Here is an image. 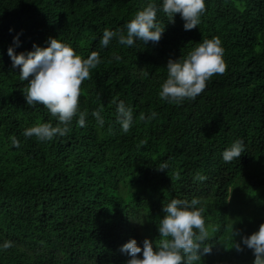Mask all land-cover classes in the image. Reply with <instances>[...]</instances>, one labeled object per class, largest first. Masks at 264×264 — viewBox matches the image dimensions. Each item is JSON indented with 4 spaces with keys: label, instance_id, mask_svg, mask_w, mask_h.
<instances>
[{
    "label": "trees",
    "instance_id": "obj_1",
    "mask_svg": "<svg viewBox=\"0 0 264 264\" xmlns=\"http://www.w3.org/2000/svg\"><path fill=\"white\" fill-rule=\"evenodd\" d=\"M148 2L0 0V264H127L121 246L135 239L142 248L147 238L155 247L163 204L173 198H197L204 210L212 251L197 264H253L252 250L237 251L234 241L264 224V0H205L190 31L179 14L173 24L158 12L159 42L100 46L105 28L124 30ZM213 37L224 49V73L194 100L162 101L169 58ZM49 38L83 58L96 51L101 63L80 86L85 126L73 117L67 135L41 142L23 130L55 118L26 104L27 81L7 49L27 53ZM120 100L132 108L127 133L116 123ZM99 108L103 126L91 115ZM152 112L154 119L140 118ZM235 139L244 153L225 163L221 153Z\"/></svg>",
    "mask_w": 264,
    "mask_h": 264
},
{
    "label": "clouds",
    "instance_id": "obj_2",
    "mask_svg": "<svg viewBox=\"0 0 264 264\" xmlns=\"http://www.w3.org/2000/svg\"><path fill=\"white\" fill-rule=\"evenodd\" d=\"M163 12L169 23H175L176 14L184 21V30L197 28L206 12L205 0H149L147 5L138 10L124 25V30L105 28L99 40L101 47H108L115 39L118 44L131 47L137 41L144 45L159 42L165 30L157 21V13ZM126 30V31H125ZM12 31V29H9ZM19 33L13 37L14 45H19ZM13 69H19V79L27 81L23 89L24 99L30 107L42 105L47 109L56 123L42 122L23 130L24 137H35L38 141H53L56 137H64L70 131L73 117L83 127L86 123L87 110L80 111L79 98L81 84L90 78L91 71L100 63L99 53L93 51L87 58L77 54L68 44L56 38H49L47 47L33 45V50L17 53L13 46L7 49ZM224 49L218 37L204 39L185 56L178 59L169 58L166 70L167 77L160 85L158 95L162 101L181 103L185 99L194 100L206 88V82L214 74H223L226 64L223 59ZM116 61L120 56L113 57ZM116 103V123L122 132L127 133L133 124L132 108L123 100ZM102 108L93 110L91 115L103 126ZM141 115V119L151 120L156 117ZM11 143L19 147L20 143L11 138ZM141 143H146L142 141ZM245 142L235 139L230 147L222 151L223 162L230 163L244 153ZM166 163L158 169H167ZM199 181L207 179L197 174ZM200 201L193 198H173L163 204L164 216L159 220L160 238L155 247L149 239H144L143 247L138 246L135 239H130L121 246V252L130 259L127 264H197L202 254H209L212 245L203 216V208L197 207ZM239 233L234 232V236ZM9 245L5 244L4 247ZM252 250L255 259L253 264H264V224L250 236H243L240 242L234 241L237 251L244 247ZM142 253V256L137 254Z\"/></svg>",
    "mask_w": 264,
    "mask_h": 264
}]
</instances>
